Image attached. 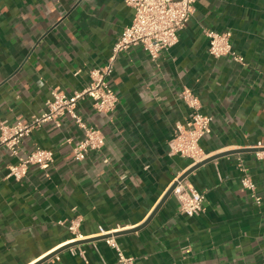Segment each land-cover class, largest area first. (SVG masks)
Masks as SVG:
<instances>
[{
  "label": "crops",
  "instance_id": "obj_1",
  "mask_svg": "<svg viewBox=\"0 0 264 264\" xmlns=\"http://www.w3.org/2000/svg\"><path fill=\"white\" fill-rule=\"evenodd\" d=\"M133 14L125 0H0V123L47 111L54 89H83ZM205 29L230 31L246 63L212 56ZM109 81L114 111L79 104L105 135L101 152L76 160L82 131L65 116L23 139L19 156L41 146L55 159L16 180L8 167L18 157L0 142V264H122L99 226L115 232L134 264H264V155H256L264 151V0H197L173 47L155 61L140 46L122 52ZM185 87L212 117L200 162L220 155L186 177L205 195L191 217L174 193L160 204L194 166L169 154L175 125L191 114ZM245 172L260 203L242 186ZM76 217L86 242L65 248L73 236L59 222Z\"/></svg>",
  "mask_w": 264,
  "mask_h": 264
},
{
  "label": "built area",
  "instance_id": "obj_2",
  "mask_svg": "<svg viewBox=\"0 0 264 264\" xmlns=\"http://www.w3.org/2000/svg\"><path fill=\"white\" fill-rule=\"evenodd\" d=\"M197 0H125L133 8L132 23L125 27L114 44L108 62L90 71L87 85L72 94L59 89L52 90L51 99L47 101V111L34 115L27 123H0V142L9 148L12 156L18 157V162L8 167L9 177L16 180L25 178L32 166L42 169L49 167L55 159L51 149L36 146L25 156H19V148L23 139L36 127L47 122L61 126V119L71 117L82 136L74 146V158L85 160L92 152H101L105 145V135L100 128L89 122L80 112L79 104L86 99L92 101L93 107L100 113L109 114L115 110L118 103L117 93L109 81L115 71V64L122 52L133 47H142L152 60H157L160 54L173 47L179 40V31L186 27L194 14ZM209 40V53L215 58L231 57L240 65L246 63L245 57L233 48L230 31L204 30ZM182 97L190 108V118L185 123H177L173 138L169 142V154L179 155L189 159L193 165L206 157L201 139L210 133L212 117L201 111L202 104L198 95L185 87ZM257 157H263L264 151H256ZM108 162V159H104ZM173 193L180 202V211L187 216H196L203 211L205 195L187 179L176 181ZM244 189L250 192L257 203L261 197L257 193V185L251 175L245 172L241 178ZM72 234V241L86 238L81 233L82 219L76 217L68 222L60 221ZM112 230L99 226L97 235L103 236L106 243L114 248L118 261L122 264H134L135 259L127 256Z\"/></svg>",
  "mask_w": 264,
  "mask_h": 264
},
{
  "label": "water",
  "instance_id": "obj_3",
  "mask_svg": "<svg viewBox=\"0 0 264 264\" xmlns=\"http://www.w3.org/2000/svg\"><path fill=\"white\" fill-rule=\"evenodd\" d=\"M258 150V149H257ZM256 150V151H257ZM220 155H218V156H216V157H212V158H210V159H207V160H205V161H203V162H200V163H197L196 165H194L191 169H189L186 173H184L180 178H179V181L180 180H184V179H186V177H188L190 174H191V172H193L195 169H197L198 167H200L201 165H203L204 163H206V162H209V161H211V160H214V159H216L217 157H219ZM177 185V183H175L172 187H171V189L168 191V193L165 195V197H164V199H163V201L160 203V204H162L163 202H165V200L173 193V190H174V188H175V186ZM159 206H161V205H159ZM159 208V207H158ZM158 208L156 209V211L158 210ZM155 211V212H156ZM138 229H140V228H138ZM138 229H133L132 231H136V230H138ZM102 238H104L103 236H102ZM84 242H86L85 240H77V241H74V242H72V243H70V244H68L65 248H67V247H71V246H74V245H78V244H81V243H84ZM59 251H56V252H54V253H52L51 255H49L48 257H46L45 259H48V258H50V257H52V256H54V255H56L57 253H58Z\"/></svg>",
  "mask_w": 264,
  "mask_h": 264
}]
</instances>
